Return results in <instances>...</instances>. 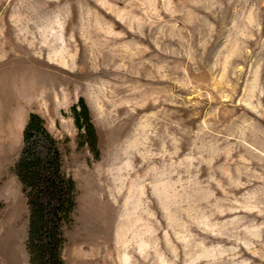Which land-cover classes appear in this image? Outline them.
Returning <instances> with one entry per match:
<instances>
[{"label":"rangeland","instance_id":"obj_1","mask_svg":"<svg viewBox=\"0 0 264 264\" xmlns=\"http://www.w3.org/2000/svg\"><path fill=\"white\" fill-rule=\"evenodd\" d=\"M54 232L61 264H264V0H0V264Z\"/></svg>","mask_w":264,"mask_h":264},{"label":"trees","instance_id":"obj_2","mask_svg":"<svg viewBox=\"0 0 264 264\" xmlns=\"http://www.w3.org/2000/svg\"><path fill=\"white\" fill-rule=\"evenodd\" d=\"M81 105H82L81 109H77V106L73 107L74 119L78 127L79 134H81L82 137H86L87 142H89L91 146H93L92 148H94V145H95L94 127H93V124L89 120L88 110L86 106L82 104V101H81ZM43 123L44 122L43 120H41L40 117H38L37 115L31 114L28 118L26 129H25V137H24L25 140L27 139L26 137H28V134H30L31 131L40 130V128L43 126L42 125ZM17 168H18L17 175L21 183L24 186L23 187L24 191L27 192V186H28L27 181L28 179H31L34 177L35 167H33V164H31L29 160L27 161L25 160L24 162L19 164ZM66 183L68 184V186L66 184V188H67L66 190L60 188L61 196H59V199H58L59 204L57 207L54 208V211H55V215L56 214L58 215L59 212H62L63 210H65L66 211L65 213H67V216L69 217L73 209V206H74V201H73L74 182L72 179H68ZM65 196H67L68 199H65ZM29 199H31L30 195H29ZM29 204L31 206L30 234L32 235L33 232L36 231V229L41 227L42 222L44 223L45 214H44V207L39 202L37 195L35 197V200H31ZM55 229L57 230V226L55 227ZM62 242H63V233L54 232L52 240L49 239L47 242L43 243L42 245L44 246L43 248L46 251L47 250L49 251L48 259L46 260V262H44L45 264H61L60 246Z\"/></svg>","mask_w":264,"mask_h":264}]
</instances>
